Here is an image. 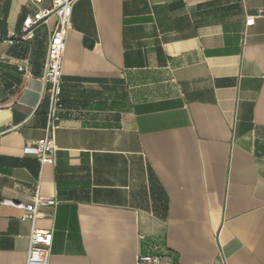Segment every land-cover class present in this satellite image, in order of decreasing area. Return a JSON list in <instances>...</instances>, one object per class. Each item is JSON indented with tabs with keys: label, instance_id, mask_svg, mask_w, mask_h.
I'll return each mask as SVG.
<instances>
[{
	"label": "crops",
	"instance_id": "crops-1",
	"mask_svg": "<svg viewBox=\"0 0 264 264\" xmlns=\"http://www.w3.org/2000/svg\"><path fill=\"white\" fill-rule=\"evenodd\" d=\"M51 7L0 0V264L33 229L3 200L37 192L49 264H264V0H77L42 165L56 18L22 30Z\"/></svg>",
	"mask_w": 264,
	"mask_h": 264
},
{
	"label": "built area",
	"instance_id": "built-area-1",
	"mask_svg": "<svg viewBox=\"0 0 264 264\" xmlns=\"http://www.w3.org/2000/svg\"><path fill=\"white\" fill-rule=\"evenodd\" d=\"M34 4H41L44 0H29ZM52 7L38 10L33 16H27L24 20L22 33L24 37L30 35L34 26L47 22L51 17L56 18V27L52 32L43 82L48 96V123L46 135L32 147L26 148L28 154L35 155L42 165L54 164L56 160L57 146L54 133L58 128L59 112L63 108V65L67 48V35L71 29V17L74 4L77 0H51ZM255 18H248L247 25H253ZM21 71L24 68H20ZM3 205L16 206L25 211L24 218L30 220L33 229L29 240L27 264H49L50 251L53 244L51 231L39 230L35 227L38 212L41 207L55 206L54 200L47 199L39 194L33 197L31 204H17L5 199ZM135 264H166L160 256H139Z\"/></svg>",
	"mask_w": 264,
	"mask_h": 264
}]
</instances>
